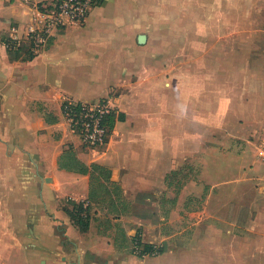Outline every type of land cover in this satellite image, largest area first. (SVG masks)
Returning <instances> with one entry per match:
<instances>
[{
	"label": "crops",
	"instance_id": "1",
	"mask_svg": "<svg viewBox=\"0 0 264 264\" xmlns=\"http://www.w3.org/2000/svg\"><path fill=\"white\" fill-rule=\"evenodd\" d=\"M50 1L0 0V264H264L262 7L219 8L212 23L183 27L171 21L183 13L171 1L100 0L83 23L16 58L3 38L13 28L24 35ZM237 13L243 19L231 21ZM104 97L112 128L89 148L61 103ZM69 152L110 169L127 214L108 225L95 208L79 229L64 207L86 205L89 182L60 165ZM184 166L195 177L173 189L169 174ZM184 200L182 244L173 207ZM116 221L128 239L141 232L163 251L116 249Z\"/></svg>",
	"mask_w": 264,
	"mask_h": 264
},
{
	"label": "built area",
	"instance_id": "2",
	"mask_svg": "<svg viewBox=\"0 0 264 264\" xmlns=\"http://www.w3.org/2000/svg\"><path fill=\"white\" fill-rule=\"evenodd\" d=\"M99 1L51 0L37 8L24 35H17L16 28H13L12 33L2 40L3 45L7 50H15L26 44L35 55L49 44L58 27L67 23H83L90 9ZM113 110L109 97L93 102L64 98L61 103V114L69 130L89 148L101 147L107 142V118ZM137 247L135 245V251H139Z\"/></svg>",
	"mask_w": 264,
	"mask_h": 264
},
{
	"label": "trees",
	"instance_id": "3",
	"mask_svg": "<svg viewBox=\"0 0 264 264\" xmlns=\"http://www.w3.org/2000/svg\"><path fill=\"white\" fill-rule=\"evenodd\" d=\"M8 51L13 53L16 58H18L21 54H24L27 57L34 55L30 52L26 44L16 48L15 50ZM111 116L112 114L107 118L109 132L112 128ZM66 157L69 163H60L61 166L68 168L69 170H74L76 172L88 175L89 189L86 200L88 201L87 204L85 205V202L73 201L70 202L71 206L64 207L65 211L71 217V220L79 227L81 231H85L89 226V221L91 218L90 210L93 204L106 203L104 207H106L107 210L103 219H105L104 223L108 225L111 224V219L108 218L110 215L116 220L119 218V216L125 215L129 212L130 206L123 196L122 188L117 182L111 180V171L109 168L96 162L84 164L78 161L71 152L66 153ZM111 227H114L116 231L114 237V246L118 250H124L128 247H131L130 252H137L136 255L140 257L145 255L160 254L163 251L161 246L142 243L140 240V234L138 233L128 239L124 228L118 221L113 223ZM135 245L138 246L137 248L139 251H135Z\"/></svg>",
	"mask_w": 264,
	"mask_h": 264
},
{
	"label": "rangeland",
	"instance_id": "4",
	"mask_svg": "<svg viewBox=\"0 0 264 264\" xmlns=\"http://www.w3.org/2000/svg\"><path fill=\"white\" fill-rule=\"evenodd\" d=\"M169 1H171L170 4L173 8L175 6L176 7L182 6L183 13L173 12L171 14V21L175 22V23L176 22L182 23L183 27H187V26L189 27L190 25H193V23H196V22L203 23L204 25H208V24L212 23L214 20H216L217 17L219 16V14H216L217 9H219V8L220 9L221 8L227 9V8H229V6L233 7L234 10L239 11V12L241 10H244L245 6L246 7L256 6L259 9H261V7H262L263 13H262L261 19H262V23L264 24V2H261V0H165V1L161 0L160 3L162 4V2H163V3L168 4ZM253 2H255V3H253ZM233 15L234 14L230 15L231 21L237 20L238 17H239V19H243L242 14L237 13L236 14L237 16H235V17H233ZM183 32H185V30H183ZM228 32H230V31H228ZM240 32L245 33L244 30L231 31L230 33L236 34L238 36V34ZM262 35H263L262 37H264V29L262 30ZM194 171H195L194 167H192L191 169H188L187 167L184 166V167H181L179 170H176L174 173L171 172V174H169V177L171 178L170 182L173 185V189H176L178 186L183 184V182L185 184V182L187 180H188V182L193 180V178L195 177ZM171 191L174 194L175 190H171ZM159 197H162V194H159ZM163 197H165V196H163ZM185 201L186 200L182 201V204H180L181 203L180 202V203L176 204V206L174 205V207H173V209L178 208V210L176 211V215H177V217H179V220L177 222V225L179 228L178 229L175 228L176 229L175 231H177L179 234H177L175 236H177V238L180 237V239H178L177 242H182V244H183V241L185 240V238L187 236L186 232L189 231V226H191L190 223L187 224L185 222L186 221L185 210H187V207L188 208L191 207L192 204L184 206V203H186ZM104 205H106V203L93 204L90 212H93L94 209L96 208L99 216H101L103 218V216L105 215L106 210H107V208L104 207ZM160 206H159V209H160L159 214L163 215L164 214V207L168 208V206H166V205L161 206V208H160ZM182 207H183V210L181 209ZM156 209H158V208L155 207V210ZM156 213H157V211H156ZM140 233L141 232H139L138 234H140ZM130 251H131V247H128V248L123 250V252H125V253H131ZM131 254L136 255V252L131 253ZM74 258L77 259V257H74Z\"/></svg>",
	"mask_w": 264,
	"mask_h": 264
},
{
	"label": "water",
	"instance_id": "5",
	"mask_svg": "<svg viewBox=\"0 0 264 264\" xmlns=\"http://www.w3.org/2000/svg\"><path fill=\"white\" fill-rule=\"evenodd\" d=\"M141 37L144 38V34H140L139 39H141Z\"/></svg>",
	"mask_w": 264,
	"mask_h": 264
},
{
	"label": "bare ground",
	"instance_id": "6",
	"mask_svg": "<svg viewBox=\"0 0 264 264\" xmlns=\"http://www.w3.org/2000/svg\"><path fill=\"white\" fill-rule=\"evenodd\" d=\"M140 40H143V38L141 37V39Z\"/></svg>",
	"mask_w": 264,
	"mask_h": 264
}]
</instances>
